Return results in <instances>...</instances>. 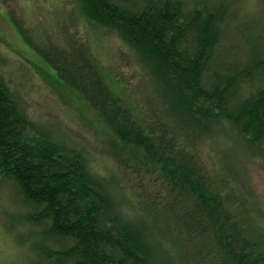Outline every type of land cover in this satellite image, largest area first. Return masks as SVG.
Listing matches in <instances>:
<instances>
[{
  "label": "trees",
  "instance_id": "trees-1",
  "mask_svg": "<svg viewBox=\"0 0 264 264\" xmlns=\"http://www.w3.org/2000/svg\"><path fill=\"white\" fill-rule=\"evenodd\" d=\"M72 1L117 34L151 109L103 81L121 118L88 107L130 166L101 168L30 121L0 74V174L31 210L35 264H264L249 171L264 166V0Z\"/></svg>",
  "mask_w": 264,
  "mask_h": 264
},
{
  "label": "rangeland",
  "instance_id": "rangeland-1",
  "mask_svg": "<svg viewBox=\"0 0 264 264\" xmlns=\"http://www.w3.org/2000/svg\"><path fill=\"white\" fill-rule=\"evenodd\" d=\"M239 6L250 13L255 9L251 0ZM0 74L30 121L82 147L101 168L130 166L106 141L99 115L88 106L104 114L111 109L107 115L114 121L121 118V101L102 84L113 87L116 79L146 115L151 109L147 86L117 34L83 18L72 0H0ZM249 171L264 200V166L252 164ZM19 194L0 174V264L37 261L39 238L25 219L30 208Z\"/></svg>",
  "mask_w": 264,
  "mask_h": 264
}]
</instances>
